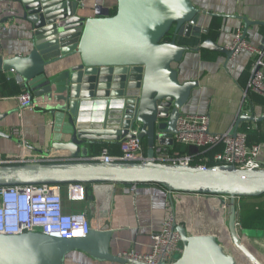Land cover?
<instances>
[{"label": "water", "instance_id": "95a60500", "mask_svg": "<svg viewBox=\"0 0 264 264\" xmlns=\"http://www.w3.org/2000/svg\"><path fill=\"white\" fill-rule=\"evenodd\" d=\"M8 1L19 3L23 19L31 24L33 48L26 56L0 55V71L14 70L22 76L36 106L67 111L73 133L68 143L54 145L57 152H50L54 160L0 164V186L159 184L167 188L170 198L177 192L224 195L230 198L228 228L238 254L218 236L192 234L178 224L182 255L172 263L157 264H240L241 259L264 264L246 243V238L263 230L240 227L236 206L241 197L264 194V167H204L155 159L156 146L173 140L182 109L199 85L197 80L181 82L174 64L187 51L201 48L224 53L228 59L234 56L229 46L211 38L197 48L178 41L179 37H201L206 31L198 24L201 15L213 13L193 0H118L115 14L97 6L91 17L78 15L80 0ZM237 11L228 16L244 21L245 35L250 26L264 25ZM77 56L80 62L73 64ZM3 118L0 114V121ZM246 120L259 122L264 114L242 113L237 124ZM138 124L139 136L148 145L147 160L103 162L92 159L87 148L80 152L82 145L131 139V130ZM0 136L10 137L1 128ZM89 209L94 212V206ZM113 234L110 227H93L87 236L72 238L40 232L0 233V264H65L74 250L102 261L147 264L114 255Z\"/></svg>", "mask_w": 264, "mask_h": 264}, {"label": "crops", "instance_id": "0c3cea01", "mask_svg": "<svg viewBox=\"0 0 264 264\" xmlns=\"http://www.w3.org/2000/svg\"><path fill=\"white\" fill-rule=\"evenodd\" d=\"M193 2L202 10L213 13V15L206 13L201 15L198 24L206 30L201 37L178 38L179 43L189 44L193 48L201 45L202 37L208 33L214 16L221 17V30L215 42L223 46H230L233 43L238 29L245 33L244 21L228 15L236 14L237 10L241 9L243 15L250 20L264 21V0H193ZM117 3L118 0H80L78 15L95 16L97 6L112 11L117 7ZM32 37L31 24L23 19V11L19 3L0 0V55L4 58L28 55L33 48ZM245 37L254 46H264V25L250 26ZM201 49L187 51L184 58L174 64L179 71L181 82L195 80L199 82V85L192 90L190 100L182 111L208 115L211 130L217 133L232 131L235 126L241 129L242 125L249 121L237 124V118L242 113H254L257 116L264 114L262 106L253 104L248 98V82L246 86L240 84L242 72L246 68L251 71L253 66L251 52L244 49L230 59L220 52L215 60H204ZM78 62L80 56L75 58L73 64ZM61 68L63 66L58 70ZM3 72L7 78L21 85L22 90L28 87L26 82L17 80L16 73L11 70ZM18 95L0 96V114H4L0 128L10 136H0V153L6 156H25L37 162L38 154L57 152L54 145L68 143L73 128L67 111L48 110L36 105L21 108ZM13 128L22 130L26 145L13 134ZM110 144L120 146L119 143ZM261 146L260 157L264 160V143ZM85 148L90 155L96 154L93 145H82L80 152L84 153ZM145 151L147 153L148 145ZM89 194L93 195L94 199L88 198L82 203L72 202L66 198L65 210L86 211L93 227H110L114 232L111 241V251L114 255L132 249L142 253L150 251L153 234L162 229L168 216V200H172L173 211L179 223L185 225L192 234L218 236L217 230L224 226L230 214L228 207L230 198L227 196L177 192L170 198L167 188L159 184H94ZM90 206H94L93 213L89 209ZM246 242L264 262V246H262L264 230L262 234L249 237ZM232 250L235 251L234 247ZM65 264L122 263L97 260L84 251L74 250L67 255Z\"/></svg>", "mask_w": 264, "mask_h": 264}, {"label": "built area", "instance_id": "2783aa9c", "mask_svg": "<svg viewBox=\"0 0 264 264\" xmlns=\"http://www.w3.org/2000/svg\"><path fill=\"white\" fill-rule=\"evenodd\" d=\"M229 49L234 56L241 50H249L253 56V66L248 80V90L264 96V46H254L245 37L243 30L235 32L233 43ZM12 72L16 73L14 70ZM17 74V73H16ZM19 82L24 81L17 74ZM21 108L36 105L33 91L27 87L18 95ZM140 125H136L131 133L133 138L121 141L120 154H113L108 147H103L99 153L91 156L94 160L112 162L116 160H147L143 138L139 136ZM13 134L26 145V139L20 128H13ZM185 143L197 147H208L223 143V151L215 154L213 160L217 164H233L240 168L264 167L261 159L260 143L249 144L248 134L242 129L217 133L211 130L210 117L203 114L182 113L177 120V132L173 140L157 145L155 159L190 165L191 155L172 157L174 144ZM54 160L50 154H38L37 162ZM34 162L25 156H6L0 153V164ZM207 166L206 164H200ZM89 190L85 184H31L19 186H0V233L21 234L25 232H40L56 237H85L93 228L86 211L65 210V199L72 202H86ZM168 216L162 229L152 236L151 249L142 253L135 249L124 250L119 254L122 258L142 261L147 264L160 262L172 263L179 258L184 250L181 234L177 229L180 224L173 211L172 202L168 200ZM241 227V225L239 224ZM125 264H135L133 262Z\"/></svg>", "mask_w": 264, "mask_h": 264}, {"label": "trees", "instance_id": "16d2710c", "mask_svg": "<svg viewBox=\"0 0 264 264\" xmlns=\"http://www.w3.org/2000/svg\"><path fill=\"white\" fill-rule=\"evenodd\" d=\"M117 7H115L111 12L115 14ZM218 16H214L210 24L208 33L204 34L202 37V42L207 38L212 40H217V37L221 30V22ZM171 38H166V41H170ZM221 53L218 51H212L207 48L201 49V56L204 60H215ZM250 69L246 68L242 72V77H240V84L246 86L248 79L250 77ZM21 85L17 84L15 80L7 78L3 71H0V96L6 95H16L22 93ZM248 98L253 102V104L262 106L264 110V96L250 91L248 93ZM242 130L248 134V143H264V120L255 122L246 121L242 125ZM144 146H147L146 140L143 139ZM108 147L113 154H120V146L117 144L104 143L94 147L96 154L100 152L103 147ZM223 143H219L208 147H197L194 145H188L185 143H176L171 151L172 157H181L184 155L192 156V165L206 164L207 166H214L216 162L213 160L215 154L223 151ZM95 155V154H94ZM92 156V155H91ZM94 184L100 183H86L88 190L90 191ZM128 185H133L131 183H125ZM67 185V184H62ZM237 206V219L241 227L255 230H264V194L259 196H248L241 197L236 202Z\"/></svg>", "mask_w": 264, "mask_h": 264}, {"label": "rangeland", "instance_id": "374dc122", "mask_svg": "<svg viewBox=\"0 0 264 264\" xmlns=\"http://www.w3.org/2000/svg\"><path fill=\"white\" fill-rule=\"evenodd\" d=\"M228 207L230 208V202H229V205ZM228 221H229V217H228V220L227 222L224 223V226H221L218 230H217V233H218V239H222V241H225L227 246L232 250L233 246H232V241H231V237H230V234H229V230H228ZM255 231V230H254ZM257 231V230H256ZM251 237V236H249ZM248 237V238H249ZM254 237V236H253ZM252 237V238H253ZM263 237V236H262ZM248 238H246L248 240ZM262 246H264V244H262ZM260 252H262L260 250ZM240 264H249L247 263L246 261H244L243 259H241V262Z\"/></svg>", "mask_w": 264, "mask_h": 264}, {"label": "bare ground", "instance_id": "6f19581e", "mask_svg": "<svg viewBox=\"0 0 264 264\" xmlns=\"http://www.w3.org/2000/svg\"><path fill=\"white\" fill-rule=\"evenodd\" d=\"M228 230H229V228H228ZM229 234H230V232H229ZM230 237H231V235H230ZM231 240H232V238H231ZM247 243V242H246ZM232 244H233V247H234V253H236V254H238V251H237V249H236V247L234 246V243H233V241H232ZM247 246H248V244H247ZM249 247V246H248ZM250 248V247H249ZM243 260H245V259H243ZM246 261V260H245Z\"/></svg>", "mask_w": 264, "mask_h": 264}, {"label": "flooded vegetation", "instance_id": "af4514ba", "mask_svg": "<svg viewBox=\"0 0 264 264\" xmlns=\"http://www.w3.org/2000/svg\"><path fill=\"white\" fill-rule=\"evenodd\" d=\"M234 252V251H233Z\"/></svg>", "mask_w": 264, "mask_h": 264}]
</instances>
